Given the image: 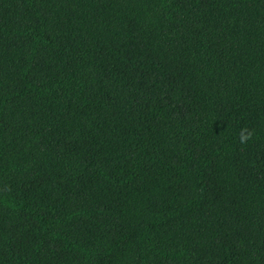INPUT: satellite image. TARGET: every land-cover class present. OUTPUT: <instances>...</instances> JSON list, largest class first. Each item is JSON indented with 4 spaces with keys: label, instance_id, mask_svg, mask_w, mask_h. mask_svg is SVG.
<instances>
[{
    "label": "trees",
    "instance_id": "obj_1",
    "mask_svg": "<svg viewBox=\"0 0 264 264\" xmlns=\"http://www.w3.org/2000/svg\"><path fill=\"white\" fill-rule=\"evenodd\" d=\"M0 264H264V0H0Z\"/></svg>",
    "mask_w": 264,
    "mask_h": 264
},
{
    "label": "clouds",
    "instance_id": "obj_2",
    "mask_svg": "<svg viewBox=\"0 0 264 264\" xmlns=\"http://www.w3.org/2000/svg\"><path fill=\"white\" fill-rule=\"evenodd\" d=\"M253 133L251 131L248 132L247 136L243 135V130H242V134H241V143L246 142V140L251 139L252 138Z\"/></svg>",
    "mask_w": 264,
    "mask_h": 264
}]
</instances>
